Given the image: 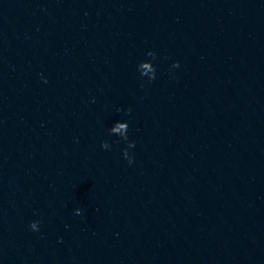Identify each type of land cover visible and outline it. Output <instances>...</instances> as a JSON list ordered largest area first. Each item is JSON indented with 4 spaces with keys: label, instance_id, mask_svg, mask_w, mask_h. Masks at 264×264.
<instances>
[{
    "label": "water",
    "instance_id": "obj_1",
    "mask_svg": "<svg viewBox=\"0 0 264 264\" xmlns=\"http://www.w3.org/2000/svg\"><path fill=\"white\" fill-rule=\"evenodd\" d=\"M0 264H264V0H0Z\"/></svg>",
    "mask_w": 264,
    "mask_h": 264
},
{
    "label": "clouds",
    "instance_id": "obj_2",
    "mask_svg": "<svg viewBox=\"0 0 264 264\" xmlns=\"http://www.w3.org/2000/svg\"><path fill=\"white\" fill-rule=\"evenodd\" d=\"M33 227H34V225H33Z\"/></svg>",
    "mask_w": 264,
    "mask_h": 264
}]
</instances>
